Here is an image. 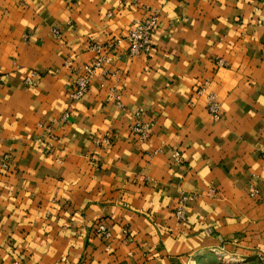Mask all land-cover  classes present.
<instances>
[{"label": "crops", "instance_id": "0c3cea01", "mask_svg": "<svg viewBox=\"0 0 264 264\" xmlns=\"http://www.w3.org/2000/svg\"><path fill=\"white\" fill-rule=\"evenodd\" d=\"M150 13L151 50L129 56L126 31ZM263 19L264 0H0V264L254 263ZM109 41L111 60L71 100L90 45ZM138 107L152 122L142 141L130 132ZM180 196L184 222L173 216Z\"/></svg>", "mask_w": 264, "mask_h": 264}, {"label": "built area", "instance_id": "2783aa9c", "mask_svg": "<svg viewBox=\"0 0 264 264\" xmlns=\"http://www.w3.org/2000/svg\"><path fill=\"white\" fill-rule=\"evenodd\" d=\"M264 27V19L257 21ZM157 26V15L150 13L142 19H136L132 22L130 27L127 29L124 39L127 42V53L129 56H137L140 54H147L151 50V39ZM90 48L95 51L96 55L83 63L79 73L75 74L73 80L69 85V97L71 100H79L84 97L90 87V80L98 69L103 68L111 59L110 55L113 53L115 48V42L109 41L103 44L93 43ZM218 63L222 64L221 60ZM39 78V73L32 69L29 70L23 81L26 85H34ZM3 83V78L0 76V85ZM119 103V102H118ZM120 105V103H119ZM207 113L214 119L220 117V106L214 94H209L208 101L206 104ZM144 114V108L138 107L134 111V120L130 126V132L137 140H145L149 137L152 127L151 121H145L142 119ZM65 119V116L62 117ZM96 142L105 147L111 144L109 136H104L101 139H97ZM180 152L178 150L173 152V158L176 161L180 160ZM8 156L5 157L7 159ZM93 165H97L96 161L91 162ZM2 167L7 166V162H2ZM253 194V192L251 193ZM186 197L180 196L173 209V216L179 222H184L187 218V206ZM93 232L107 240L110 238V231L107 225L101 221H97L93 229ZM256 261L251 264H264V251H260L256 256Z\"/></svg>", "mask_w": 264, "mask_h": 264}, {"label": "rangeland", "instance_id": "374dc122", "mask_svg": "<svg viewBox=\"0 0 264 264\" xmlns=\"http://www.w3.org/2000/svg\"><path fill=\"white\" fill-rule=\"evenodd\" d=\"M188 264H191V262H190V263H188Z\"/></svg>", "mask_w": 264, "mask_h": 264}]
</instances>
